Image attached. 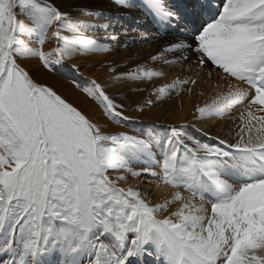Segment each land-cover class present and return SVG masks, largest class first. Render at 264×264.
<instances>
[{
  "label": "snow or ice",
  "instance_id": "6c2138e0",
  "mask_svg": "<svg viewBox=\"0 0 264 264\" xmlns=\"http://www.w3.org/2000/svg\"><path fill=\"white\" fill-rule=\"evenodd\" d=\"M113 3L119 16L0 0V264H264V0ZM144 17L142 39L177 38L150 56L157 66L111 60L106 81L77 84L98 116L26 67L81 73L69 62L130 47ZM200 84L213 94L192 122L123 130L140 119L128 112ZM145 179L171 191L154 202Z\"/></svg>",
  "mask_w": 264,
  "mask_h": 264
},
{
  "label": "bare ground",
  "instance_id": "6f19581e",
  "mask_svg": "<svg viewBox=\"0 0 264 264\" xmlns=\"http://www.w3.org/2000/svg\"><path fill=\"white\" fill-rule=\"evenodd\" d=\"M58 5L68 8L71 7V1L74 3H80V5H85L87 7H96L99 10H103L105 12H111L116 16L120 15L121 10L118 9L113 0H57ZM143 14L137 9L133 11V18L132 19H125L126 22L135 23L137 24V20L135 17H140ZM151 24L149 18L144 17L142 20L139 21V29L146 28L145 32L136 31V32H129L130 36L135 37V39H142V36L148 34L149 30L152 29L154 26L147 27L146 25ZM146 26V27H145ZM126 28L131 29L129 25L125 26ZM119 31V29H117ZM177 37L175 35L169 34L168 36L163 37L161 40L152 41L148 39H144L147 42V46H149L148 50L144 53L138 54L134 49V44L130 45L128 48H121L119 52L114 55L109 54H95L91 58L88 57H79L71 61V63H76L81 65L83 69L81 72L87 74L88 76L98 79L100 82H104L107 80L109 73L101 68L102 64L107 63L108 61L115 60L118 64H127L129 66H134L137 63L147 64L148 66H157L155 65L149 58L151 55L156 54L161 47L166 42H171L175 40ZM123 39V37H122ZM55 41L52 42L51 46H47L52 48ZM46 46V45H45ZM48 50V48H45ZM171 57V54H168ZM36 62L30 61L27 66L35 64ZM126 70V69H123ZM168 72L167 80H170L177 72L176 66L166 69ZM36 72V71H35ZM34 72V77L36 79H40V82H44L46 84L51 85L62 97L68 100L70 103H73L74 106L82 109L86 115L88 116H98L99 109L94 104L93 101L88 99L84 93H82L77 87V84H80V81L77 80V77L73 75V71L69 70L65 72L63 70L62 74L64 77H54L53 75L46 74V72L41 71L38 73ZM33 74V73H32ZM165 78H161L157 81V84L164 82ZM82 86V85H81ZM140 87H146L151 90V85L149 84H141ZM204 90L206 95L201 96L199 95L200 91ZM110 91H115V89H110ZM127 91V89H125ZM210 94V90L204 84H200L195 87L194 92L192 94L184 93L181 98H173L170 101H166L165 103L157 104L151 111H145L143 114L136 113L134 111H130L127 114L133 117H140L139 120H133L126 123V127L123 130H130L132 127L141 128L152 124L153 122L161 125L167 126L168 124H175L176 126L186 119L193 120L192 113L194 111V106L197 104H203ZM148 93H129L130 101L133 102H142L145 97H147ZM129 101H126L128 103ZM200 125V123H198ZM201 126V125H200ZM113 130H120L118 125H112ZM217 129H213L216 131ZM191 131V130H190ZM135 183H140V181H135ZM142 187L146 188V190L151 193H154V202H158L162 200L170 191L171 189L167 188L166 186H161V188L156 189L153 187L148 186V180H144V184Z\"/></svg>",
  "mask_w": 264,
  "mask_h": 264
},
{
  "label": "rangeland",
  "instance_id": "374dc122",
  "mask_svg": "<svg viewBox=\"0 0 264 264\" xmlns=\"http://www.w3.org/2000/svg\"><path fill=\"white\" fill-rule=\"evenodd\" d=\"M56 2H57V4H58V1L56 0ZM73 4H80V3H74L73 1H71V5H73ZM85 6V5H84ZM89 8H92V9H95V10H97L98 12H101V13H103V15L104 16H112V17H116V15L115 14H112L111 12H105V11H103V10H99L98 8H96V7H90L89 6ZM104 22V20H103V18H101V19H99V20H97L96 21V23H103ZM123 23H124V26H127V25H129L130 27H133L134 25H136L135 23H129L128 24V22H126L125 20L123 21ZM147 27H150V26H152V24H148V25H146ZM145 26V27H146ZM140 31H142V32H145L146 31V28H143V29H139ZM96 35L97 36H100V35H103V33H101V32H97L96 33ZM136 40V39H135ZM52 45V43L51 44H48V45H46L45 46V48H48V50H49V47H47V46H51ZM133 45V44H132ZM134 49H135V51L138 53V54H141V53H144L145 51H147L148 50V48H149V46H147V48H146V46L145 45H147V42L144 40V39H137L136 40V43H134ZM55 46V44H53V46L52 47H54ZM48 50H46L45 49V51H48ZM32 62H36V61H32ZM28 63H30V61H28V62H26V67H27V69L31 72V73H33V75H34V72L35 73H38V72H41V71H38L37 70V68L35 67V65H36V63L35 64H32V65H29V66H27V64ZM69 63H71V61L69 62ZM106 64V63H105ZM65 70V72H68L69 71V69H64ZM83 70V69H82ZM45 72V71H44ZM73 73V75L75 76V77H77V80L78 81H80V84L83 86V87H87L88 86V84H87V81L88 80H92V79H95V80H97L98 82H100L98 79H96V77L95 78H92V77H90V76H88L87 74H84V73H75V72H72ZM46 74H47V72H46ZM48 74H50V75H53L54 77H64L65 75L64 74H62V73H56V74H53V73H48ZM64 78H66V77H64ZM37 80H39L40 81V79H37ZM44 83V82H43ZM80 89V88H79ZM193 120H190V119H186L184 122H182V123H180V124H178L177 126H180L181 124H185V123H189V122H192ZM198 123H200V122H196V126L197 127H200V125L198 124ZM189 130H191V127L189 128ZM139 181V180H138ZM154 189V188H153ZM149 191V190H148ZM150 192H153V191H151L150 190ZM159 202V201H158Z\"/></svg>",
  "mask_w": 264,
  "mask_h": 264
}]
</instances>
